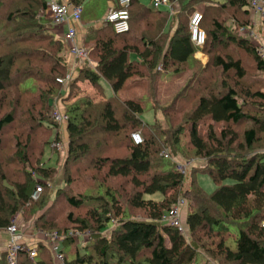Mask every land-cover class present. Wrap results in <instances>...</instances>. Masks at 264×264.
<instances>
[{
	"label": "trees",
	"instance_id": "1",
	"mask_svg": "<svg viewBox=\"0 0 264 264\" xmlns=\"http://www.w3.org/2000/svg\"><path fill=\"white\" fill-rule=\"evenodd\" d=\"M68 1L82 6L87 0ZM172 1L181 8L172 37L164 31L169 11L139 0L128 6L127 33L111 25L89 28L88 59L63 85L57 79L70 70L67 48L52 30L47 0H0V232L19 215L27 234H38L35 259L21 251L16 264H196L200 249L218 264H264V58L241 31L252 27L250 0ZM200 5L202 47L191 41L183 19ZM262 35L264 41V17ZM199 51L207 64L196 59ZM161 70L184 79L190 72L167 103L160 97ZM79 80L101 92L105 80L114 94L66 107L68 136L64 154L57 153L63 172L53 189L57 169L43 157L61 140V123L51 114L64 89L70 88L69 99ZM29 81L32 88L25 87ZM142 83L148 96L120 98ZM146 104L162 114L150 124L141 119ZM133 132L142 143H134ZM191 155L203 162L188 176L173 161ZM196 170L209 173L215 192L201 188ZM228 179L236 191L225 187ZM155 191L163 198H145ZM179 197L189 205L191 241L162 221ZM232 224L238 226L235 246L229 244ZM52 232L65 236L63 262L46 241ZM0 264H8L7 252L0 251Z\"/></svg>",
	"mask_w": 264,
	"mask_h": 264
},
{
	"label": "built area",
	"instance_id": "2",
	"mask_svg": "<svg viewBox=\"0 0 264 264\" xmlns=\"http://www.w3.org/2000/svg\"><path fill=\"white\" fill-rule=\"evenodd\" d=\"M131 0H118L117 5L119 8H111L107 12L103 24L111 25L117 34H124L130 30V12L128 6ZM251 8L253 9L254 15H259L264 17V0H250ZM48 13L50 14L52 23L56 26H67V31L64 34V42L66 47L69 48V52L76 59H88V49L82 44L78 43V34L75 27V23L79 22L82 17L83 8L82 6H74L69 3L68 0H47ZM151 8L153 9H168L173 10L172 0H151ZM203 13L202 11H195L192 13L189 20V31L191 41L198 47H202L206 41V31L202 28ZM252 38L255 40L256 35L254 32L250 33ZM258 49L264 58V45L257 43ZM72 79L71 72H68L64 77L57 79L58 83L63 85L68 84ZM53 118L61 123L67 120V116L61 113L57 108L54 109L52 113ZM132 139L135 144H140L143 142V137L140 132H133ZM52 147L60 150L62 148V143L53 142ZM164 157H169L168 152L161 153ZM193 160H188L186 162L176 161V169L183 174H187L189 168L193 166ZM52 185V183H50ZM42 192V186L36 187L32 194L33 198H37ZM185 199L179 198L177 203L163 215L162 221L177 227L182 235H186V230L181 222V214L179 211V205L184 203ZM262 226L264 227V220L262 221ZM6 233L8 235V243L6 247L7 252V262L8 264H16L17 257L21 251L27 252L29 258L34 260L37 255V243H27L25 242V232L19 227L17 222L14 220L7 228ZM69 236L74 238H82L86 241L88 232L80 231H69ZM46 241L51 246L52 251L55 253L56 258L63 262V256L61 254V240L65 238L64 235H59L56 232L46 234Z\"/></svg>",
	"mask_w": 264,
	"mask_h": 264
},
{
	"label": "rangeland",
	"instance_id": "3",
	"mask_svg": "<svg viewBox=\"0 0 264 264\" xmlns=\"http://www.w3.org/2000/svg\"><path fill=\"white\" fill-rule=\"evenodd\" d=\"M143 5H146V6H150L151 5V0H139ZM215 2H224L225 0H213ZM113 2V0H87L83 5H82V8H83V13H82V22L84 25H89V26H100L101 24H103V20L107 14V12L109 11V8L111 6V3ZM176 7L177 8V13H176V16H178V13L180 12V3L179 5H177ZM175 7V8H176ZM174 8V6H173ZM174 8V9H175ZM173 9V10H174ZM202 11V5L200 6H197V8L195 10H190L189 12H184L183 14V19L185 20V24L188 25L189 23V20H190V17L192 15V13H194L195 11ZM48 16H50V14L48 13ZM256 16H259V15H256ZM50 20H51V17H49ZM260 19L258 22L257 20H255L253 17H252V27L250 29H242L241 31L242 32H245L246 35H248L247 37H249L253 42L254 44L256 45L258 42L259 44H263L264 45V41H263V35H262V16H260ZM86 22V23H85ZM177 25H178V22H176ZM258 23V24H257ZM257 24V25H256ZM54 25V24H53ZM256 25V26H255ZM89 26H86V29L87 27ZM65 29H64V32L63 34L66 33L67 31V26L65 25L64 26ZM251 32H254L255 35H256V39L254 40L251 36ZM55 34L60 37V38H64V35H58V33L55 32ZM67 50L69 51V48L67 47ZM203 53L202 52H197V56L195 55L196 59H198L202 64H207V55H205V60L202 61L199 57H201ZM67 57V55H66ZM68 59V58H67ZM69 63H70V60L68 59ZM80 63L78 64V67H79ZM70 66V64H69ZM161 65H159V70H160V67ZM77 67V66H76ZM78 69L79 68H75L73 66H70V70L69 72H71L72 74V78L73 77H76L79 72H78ZM251 73H256V71H252L250 70ZM162 72V70H161ZM162 74L165 76V73L164 71L162 72ZM190 72H188V75L187 77L189 76ZM174 77V81H172V83L169 85V84H162L161 85V92H160V97L162 98L161 101L163 103H167L169 102L172 97H174L175 93H178L180 88L183 86V84L186 82V79L187 77L184 79V78H177L176 75H173ZM262 79H264V75L261 76ZM163 79H165V77H163ZM133 84V83H132ZM146 83H142L140 86L137 84L134 85V87H138L136 88L133 92H130L128 91V93H120L121 94V97L120 98H124V97H146L148 96L149 94V87H145ZM67 85V84H65ZM101 88L103 90V94L101 92V90H99V88H96L94 86L91 85V83H89L88 81L86 80H79L78 84H77V88L75 89V94H73L69 99H66L69 94H68V91L70 93V88L68 89H64L63 91V94L59 96V98L57 99L58 102L56 101L55 102V109L57 108L61 113L63 112H66V107L70 105H72L73 103H75V101L79 100V99H91L93 100L94 102H99V101H102L104 99H106V97H111L114 93H113V90L110 86V84L108 82H106L105 80H101ZM144 86V88H143ZM166 86V88H164ZM169 86V88H168ZM25 87L26 88H32V82H28L25 84ZM74 90V89H73ZM72 91V89H71ZM163 93V94H162ZM61 101V102H59ZM53 113V111H52ZM121 114V110L119 112ZM67 114V113H66ZM162 114L158 112L155 113V110L154 108L149 105V104H146V107H145V110L143 112V114L141 115V119L143 120V122L145 123H153L155 118L161 116ZM68 117V115H66ZM51 117L53 118L52 114H51ZM54 119V118H53ZM55 120V119H54ZM66 123H67V120L61 122V124L57 125V128H56V131L59 132L60 134V142L62 143V148L57 151H52L51 149H53L52 145L45 150V154H44V157H43V163H45L47 166H51V167H55L57 169V176L55 178V181L52 182V188L54 189L56 187V185H58L60 183V179H57L63 172L62 170V162H58V156H57V153L61 151L60 155L64 154V146H65V143L67 141V132H66ZM99 147V146H98ZM190 161V160H193V167H197L196 169H199V167L202 166V162L203 160L202 159H199V158H196V157H193V155L190 156V158L187 159V161ZM178 161L177 159H174L173 162H176ZM183 161V160H181ZM64 162V160H63ZM183 162H186V161H183ZM60 164V165H59ZM62 164V165H61ZM192 168H189V171L187 173V175L189 176V173H192ZM198 171L197 173V180H198V183L199 185L201 186V188H203L207 193H213L216 191L217 187H216V184L213 182L212 178L210 177L209 173L208 172H202V171H199V170H196V172ZM114 183H118L119 180L117 179H114L113 180ZM225 187H228L227 189H231L232 191H236V186H234V182L232 180H227L225 181ZM224 190V189H223ZM222 190V191H223ZM145 198H151V199H155V200H160L163 198V193L161 191H155V192H152L150 194H145ZM181 198V197H179ZM181 199H185V198H181ZM224 203H226L224 201ZM226 205V204H225ZM225 205H222L225 207ZM179 211H180V214H181V222H182V225L184 226V228L186 227V224H185V220H186V217H187V214L189 212V205L188 203L185 202L180 204L179 205ZM182 213H183V217H182ZM16 221V219H14ZM13 220V221H14ZM17 224L19 225V227H21V229L25 232V234L27 233L28 229H26L25 227L22 226V224L20 223L21 222V219H20V216L18 215L17 216ZM186 230V228H185ZM230 232L233 236H231L229 238V244L235 246V239H234V236L237 235L238 233V226L235 225V224H232L230 226ZM188 232L186 230V235L187 236V239L189 241H191V238H190V235L188 236ZM89 236H87V239L88 240ZM81 241H83V239L81 238L80 239ZM79 245L81 246V243H79ZM80 252L82 253L83 250L81 249ZM200 254L198 255V260H197V263L196 264H218L216 261H214V259L209 256L206 252H204L203 249H200Z\"/></svg>",
	"mask_w": 264,
	"mask_h": 264
},
{
	"label": "crops",
	"instance_id": "4",
	"mask_svg": "<svg viewBox=\"0 0 264 264\" xmlns=\"http://www.w3.org/2000/svg\"><path fill=\"white\" fill-rule=\"evenodd\" d=\"M118 0H113V2L111 3V6H110V8L109 9H111V8H113V7H115V6H117V2ZM173 2V6H174V8L178 5V3L177 2H175V1H172ZM149 7H151V5L149 6ZM173 8V9H174ZM177 8L178 7H176L174 10H172V11H170V10H168V9H164V10H167V11H169V13H170V17H169V20H168V22H167V25H166V27H165V32H167V33H169V37H172V35L174 34V32H175V30H176V28H177V19H176V13H177ZM50 17V16H49ZM253 18L255 19V20H257V22L259 21V20H261L260 19V16H256V15H254L253 14ZM86 23V22H85ZM258 24V23H257ZM256 24V25H257ZM255 25V26H256ZM65 25H62V26H56V25H53V28H52V30L54 31V32H56V33H58V35H64L63 34V32H64V29H65V27H64ZM86 26H89V25H84L83 24V22H82V17H81V20L79 21V22H77V23H75V27H76V30H77V34H78V43H80V44H82L83 45V41H84V37H85V35H86V32H87V30L89 29V28H91V27H93V26H89V27H87V29H86ZM101 26H104V24H101L100 26H94V27H101ZM63 37V36H62ZM64 39V38H63ZM67 48V47H66ZM67 50V49H66ZM66 55H67V58L70 60V66H73V67H75V68H78V64L81 62V59H76L68 50H67V53H66ZM196 56H197V53H196ZM131 58L132 59H135L136 58V55H132L131 56ZM202 61H204L205 60V55L204 54H202L201 55V57H199ZM77 66V67H76ZM161 67V66H160ZM161 69V68H160ZM165 73V79H163V82H166L165 84H171L172 83V81H174V77H173V74H168V73H166V72H164ZM138 80H134V79H132L131 80V83H134V82H137ZM136 88H138V87H136ZM135 87H132V88H130L129 90V93L130 92H133L135 89H136ZM164 88H166V86L164 87ZM102 92H103V90H102ZM26 237H25V241L28 243H37V241H38V234L35 232V233H33V234H27L26 233V235H25ZM7 243H8V235H7V233H6V231H1L0 232V251H4V252H6V247H7Z\"/></svg>",
	"mask_w": 264,
	"mask_h": 264
},
{
	"label": "clouds",
	"instance_id": "5",
	"mask_svg": "<svg viewBox=\"0 0 264 264\" xmlns=\"http://www.w3.org/2000/svg\"><path fill=\"white\" fill-rule=\"evenodd\" d=\"M52 186V185H51Z\"/></svg>",
	"mask_w": 264,
	"mask_h": 264
}]
</instances>
